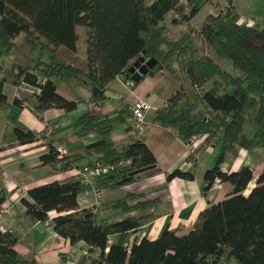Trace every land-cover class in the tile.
Wrapping results in <instances>:
<instances>
[{
    "label": "trees",
    "instance_id": "1",
    "mask_svg": "<svg viewBox=\"0 0 264 264\" xmlns=\"http://www.w3.org/2000/svg\"><path fill=\"white\" fill-rule=\"evenodd\" d=\"M224 1L225 6L219 0H0V108L6 105L3 85L23 82L39 89L35 97L38 113L50 108L69 112L76 100L56 93L54 82L59 78L73 75L88 82L96 102L117 76L129 79L127 69L133 62L152 59L155 64L146 76L153 77L162 68L174 76L176 64L184 75L182 96L171 95L154 115L156 124L174 130L183 143L203 137L184 162L194 165L208 146L221 147L215 165L203 173L202 195L215 180L227 183L231 190L220 202L199 212L190 231L182 236L177 235V229L168 228L155 239L130 236L151 218L156 203L141 193H128L110 206L112 211L135 215L110 222L99 220L92 210L79 209L76 198L85 187L77 179L27 190L20 203L30 219L42 221L54 212L56 235L70 244L82 241L88 253L97 251L95 258L87 260L88 256L82 255L75 264H264V167L246 196L243 192L253 178L252 170L248 166L232 173L219 169L223 158L235 157L238 150L264 149V22L260 28L238 26L239 14L232 0ZM205 6L215 15L203 17L197 35L236 75L203 55L188 32L175 41L164 34L166 15L175 16L173 24H186ZM78 29L83 35V63L58 62L60 49L68 59L73 58ZM19 35L23 36L21 43L15 45L13 39ZM44 52L49 63L40 58ZM10 56L13 62L6 66L1 58ZM41 78L44 82L37 83ZM193 85L203 93L196 95ZM13 103L20 106L18 100ZM126 118H131L126 108L111 118H78L74 135L84 138L96 133L98 140L84 146L82 155L61 159L54 143H47V152L39 158L41 165L65 172L82 160L87 161V167L129 160L128 166L112 171L99 183L104 189L129 184L155 161L137 139L122 147L111 142L112 126ZM12 133L19 145L38 140L18 127ZM90 158L94 160L90 162ZM173 179L192 181L193 175L176 168L164 182ZM15 242V237L0 232V264H37L33 258L17 254Z\"/></svg>",
    "mask_w": 264,
    "mask_h": 264
},
{
    "label": "crops",
    "instance_id": "2",
    "mask_svg": "<svg viewBox=\"0 0 264 264\" xmlns=\"http://www.w3.org/2000/svg\"><path fill=\"white\" fill-rule=\"evenodd\" d=\"M203 14V17L213 16L210 11ZM203 17L198 18L196 15L183 24L184 28L192 26L193 23L200 26ZM77 33L78 36L81 34L82 39L79 37L75 54L81 44L80 60L83 61L82 30L78 29ZM60 52H63L61 55L64 58H58V62L63 60L65 63H74L67 58L65 51L60 49ZM173 68L178 78L166 71L163 76H145L138 84H134L135 96L143 99L151 108L144 117L145 131L128 137L126 131L132 127L134 121L126 118L123 123H115L108 136L114 145L120 147L126 146L132 139L141 141L154 158L153 168L140 172L127 185L105 189L99 198L95 197L91 187L76 198L80 210H92L99 220L110 222L135 215V212L125 215L110 209L115 201L122 200L126 194L141 193L148 199H156L150 211L151 218L137 232L130 234L138 239H155L163 228L177 229L178 236L186 235L199 212L208 204L220 202L231 190L227 183L215 180L206 195H202L205 186L203 173L215 165L221 152L220 145L212 144L207 147L194 165L185 163L188 155L185 143L174 130L162 128L154 122L155 112L164 106L176 89L184 87L181 84L184 80L182 70L177 64ZM54 87L61 97L76 100L73 110L64 112L50 108L38 113L34 97L22 94L31 108L21 107L13 103L16 100V86L6 83L2 87L6 105L0 108V206L4 204L10 210L8 214L0 216V232L15 237L14 251L33 258L37 264H75L82 256V251L88 249L87 245L82 241L70 244L67 239L56 235L52 223L56 216L54 212H49L42 221L30 219L25 214L20 199H26L25 192L37 186L72 179L81 182V178L75 173L86 166V160L71 164L68 171L57 172L42 166L39 158L47 152L46 145L50 142L62 147L64 158L82 155L84 146L95 142L99 136L96 133L88 134L84 138L74 135L77 119L87 115L97 118L116 116L120 110L125 109L122 99L126 91L115 78L104 88L102 99L95 102L91 98L89 83L73 75L59 78L54 82ZM15 127L34 134L38 140L30 144H17L12 133ZM88 160L92 162L94 159ZM244 166L257 168V174L251 180L254 183L264 167V149L251 152L238 150L235 157L225 156L219 169L223 173H232ZM176 168L192 174V181L173 179L165 183L164 177ZM96 254V250L87 252V260L95 258Z\"/></svg>",
    "mask_w": 264,
    "mask_h": 264
},
{
    "label": "built area",
    "instance_id": "3",
    "mask_svg": "<svg viewBox=\"0 0 264 264\" xmlns=\"http://www.w3.org/2000/svg\"><path fill=\"white\" fill-rule=\"evenodd\" d=\"M236 24L238 26L243 25L246 27H253L250 21L242 17L237 18ZM165 73H166L165 68H162L161 70H159L158 75L163 76ZM116 78L126 91V94L122 99V103L124 107L130 112L131 119L134 121L132 127L130 129H127L126 134L128 137L133 136L135 134H141L145 131L144 117L151 108L143 99L135 96L133 90L134 83L130 79L124 78V76H117ZM43 82H44L43 78L37 80V83L39 84ZM191 89L198 96L203 93V89L201 87H196L193 85ZM22 94L35 98L36 95L39 94V89L36 87H31L23 82L20 83L18 86H16L15 99L20 102L21 107H26L30 109L31 106L27 103L28 101H25L26 99L22 96ZM175 94L182 96L183 92L181 88L176 89V91H174L172 95ZM164 106H166V103L164 104ZM202 139L203 137H200L199 139H194L191 142L185 143V148L189 152L190 149L195 147L198 143H200ZM53 149L58 159L64 157L65 153L61 146L54 143ZM129 163H130L129 160H125L117 163L116 165L94 164L91 167L83 166L75 173V175L81 178L80 183L85 187V190L88 187L93 188V193L95 197L99 198L105 192V189L99 183L103 179H105L112 171H115L116 169H119L121 167H126L129 165ZM9 210L10 209L8 206L4 204L1 205L0 216L8 214ZM86 254H87V250H83L82 255H86Z\"/></svg>",
    "mask_w": 264,
    "mask_h": 264
},
{
    "label": "rangeland",
    "instance_id": "4",
    "mask_svg": "<svg viewBox=\"0 0 264 264\" xmlns=\"http://www.w3.org/2000/svg\"><path fill=\"white\" fill-rule=\"evenodd\" d=\"M220 4L222 6H225V1L224 0H219ZM232 5L233 7L236 9V12L239 14V17H242L244 19H247L248 21H250V23L253 26H257V27H261L262 23L264 22V0H232ZM206 11H210L211 14H213V16L215 15L214 10L209 7V6H205L203 7L197 14L198 18L203 17V13H206ZM171 17H175L173 16L172 13H170L169 15H167L163 22L162 25L165 28L164 34L167 37L168 40L170 41H175L177 40L182 33L184 32H188L193 43L195 44V46L199 49V51L207 56L209 59H211L216 65H218L222 70H224L225 72H227L230 75H236V72L232 70L230 64L226 61H222L220 59H218L215 54L213 53V51L210 49V47L203 42V40L201 38L198 37L197 35V31L199 29V24L196 25L195 23L192 24V26L186 27L184 28L183 24H173L171 22ZM22 35H19L18 37L13 39V43L15 45H18L21 43L22 40ZM79 37L80 40L82 39L81 34L79 33ZM63 49H61L62 51ZM82 46L81 44H79V49L77 51V55L75 54V56H73V58L69 59L71 62H75V63H83L82 60H80V58L82 57ZM64 51V50H63ZM60 52V51H59ZM63 52H60V54ZM48 53L44 52L40 58L43 62L49 63V59L47 58ZM33 58V57H32ZM61 58H64V55H61ZM2 60H4V64L6 66L11 65V63L13 62V56H10L9 58H1ZM63 61V60H62ZM181 88V87H180ZM125 108V107H124ZM113 127V126H112ZM254 125L250 126L249 130L252 132L254 130ZM252 170V174H254L253 180L257 174V168L255 167H249ZM251 184L247 185L245 191H244V195L248 194L249 191L252 189V186L254 185L253 181L250 182ZM247 190V191H246Z\"/></svg>",
    "mask_w": 264,
    "mask_h": 264
},
{
    "label": "water",
    "instance_id": "5",
    "mask_svg": "<svg viewBox=\"0 0 264 264\" xmlns=\"http://www.w3.org/2000/svg\"><path fill=\"white\" fill-rule=\"evenodd\" d=\"M155 61L152 59L143 61V59H138L132 63V65L127 69V73L129 75V79L134 83L138 84L143 77L146 76L147 72L153 67ZM153 167H147L146 169H142L141 172L146 170H150ZM140 173V172H139Z\"/></svg>",
    "mask_w": 264,
    "mask_h": 264
}]
</instances>
